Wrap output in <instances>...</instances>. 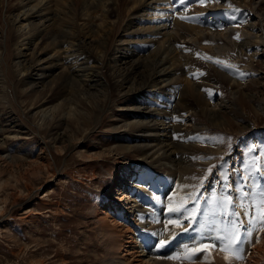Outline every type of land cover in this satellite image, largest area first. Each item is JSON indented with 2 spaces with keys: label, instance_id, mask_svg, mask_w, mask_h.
<instances>
[{
  "label": "bare ground",
  "instance_id": "bare-ground-1",
  "mask_svg": "<svg viewBox=\"0 0 264 264\" xmlns=\"http://www.w3.org/2000/svg\"><path fill=\"white\" fill-rule=\"evenodd\" d=\"M257 1L209 0L212 2L209 6L205 0L193 10L179 11L181 6H174V0H0V98L5 102L2 110L12 112L25 125L32 115L36 120L33 124L39 129L47 118L64 125L79 117H83L84 123L88 119L97 122L105 110L102 101L111 98V104L118 105L116 110L125 111L120 117L123 129L119 130H124L121 133H126L129 141H133L132 144H117L116 153L138 152L139 160L149 171L130 175L131 180L126 179L128 185L115 177L108 186L110 201L93 208L107 249L102 264H253L258 259L254 257L262 241L252 246L245 261H239L240 256H225L217 251L210 255L202 252L201 258H194L189 251L194 252L195 248L187 242L184 246L190 255L185 250L175 252L172 248L160 255L156 246L162 239L153 234L159 223L169 224V220H173L168 199L162 197L167 192L166 186L159 185L153 173L165 170L173 174L188 169L189 153L198 147L184 142L191 134L180 127L182 111L196 110L208 118H215L225 105L216 107L217 103L210 102L207 95L214 94L215 88L208 87L204 75L195 73L197 71L188 64L190 55L194 57L195 53L197 59L201 54V48L192 44L197 41L210 43L214 38L230 39L239 31L238 47L244 51L250 49L251 58L257 56L264 50V24H256L258 20L264 21V0L258 4ZM229 3L248 8L249 13L242 14L244 16L238 20L240 25L232 21L226 11L218 12L216 8ZM168 4L173 6L165 9ZM222 20L225 29L218 30L217 25ZM174 47L183 51L184 60L178 57ZM215 71L227 82L232 93L242 87L244 78L240 74L217 68ZM43 89L47 90L46 96L34 106L31 95H38ZM147 91L156 95L154 101L147 99ZM113 92L115 97H112ZM27 105L31 112L25 111ZM172 113V120L177 117L176 122L168 120ZM15 135L0 126V159L7 164L29 158L26 152L17 156L8 151V140ZM32 162L29 165L34 171L41 169L37 160ZM117 162L127 163L119 157ZM154 192L162 195L159 200L154 199L150 206L155 210H151L146 206ZM114 193H121V196L116 197ZM123 206L126 219L120 221L115 213ZM180 239L188 241L189 237L182 235ZM180 239L173 241L171 246L176 248ZM202 244L208 249L211 243Z\"/></svg>",
  "mask_w": 264,
  "mask_h": 264
},
{
  "label": "rangeland",
  "instance_id": "rangeland-1",
  "mask_svg": "<svg viewBox=\"0 0 264 264\" xmlns=\"http://www.w3.org/2000/svg\"><path fill=\"white\" fill-rule=\"evenodd\" d=\"M259 2L261 1L258 0L257 4ZM200 3H205V0H174L172 4L181 6L179 11H182L193 10ZM172 4H168L165 9H170ZM208 4L210 6L212 2ZM227 5L216 7L220 11L216 10L226 11L225 14L240 25L241 22L238 20L240 16H244L242 14L249 13L248 8L236 3ZM211 16L209 13L208 17ZM258 21L257 25H261V22L264 24V21ZM221 24L217 25L218 30L225 29L224 20ZM237 34H240L239 31L231 35L232 40L220 38V41L214 38L215 42L197 41L195 45L192 44L201 48V54L197 59L194 58L195 53L194 57L190 55L188 64L197 71L195 73L200 72V76L204 75V82H207L208 87L215 88L214 94L207 95L210 102L217 103L216 107L225 105L215 118H208L196 110L182 111L180 127L191 134L184 142L198 145L195 151L189 153L190 166L173 174L165 170L153 173L157 175L159 185L167 187H164L167 192L165 195L154 192L148 199L150 203L146 207L155 210L150 205L154 199L159 200L162 195L168 199L171 206L169 208L186 206L188 209L186 212H171L173 220H179L180 223L172 227L168 223H159L155 227L153 234L160 235L158 237L162 239L161 242H166L163 244L166 247L160 246V242L156 246V251H160V255L164 252L165 255L172 248L175 252L185 250L194 258L197 256L201 258L207 252L206 255H210L214 251L219 254L223 252L225 256L234 254L237 257L233 249L226 245L222 247L219 241L214 240L216 235L223 236L224 226L231 227L237 218L221 214L217 207V200L228 195L232 197V205L227 211L229 213L235 211L243 224L239 230L241 237L249 227V215L253 219L257 215H264V50L251 58L250 49L244 51L236 44L239 40L235 38ZM225 41L226 44L223 43ZM206 44L210 46L206 47ZM175 50L178 57L184 60L183 51H178V48ZM229 65L231 67H228ZM215 68L226 73L240 74L239 76L244 78L242 87L232 93L227 82L219 78ZM210 83L212 84L209 85ZM46 94L47 90L43 89L38 95L34 94L29 98L32 102L35 100V106ZM145 96L149 97L147 98L149 101L156 98L152 91H147ZM112 97H115L114 92ZM97 99L98 96L95 100ZM110 100L102 101L105 110L100 113L97 122L92 123L88 119L84 123L83 117H79L78 120L72 119L64 125L53 123L51 118H47L38 129L37 125L33 124L36 120H33L32 115L29 116V123L25 125L20 123L12 112L2 110V103L5 102L0 98V113L3 112L0 126L10 134H16L8 140L7 147L10 149H7L17 156L22 155L21 152H26L30 158H20L11 164L0 159V264H102L107 249L103 245L98 223L92 212L93 208L106 200L110 201L108 186L115 177L128 185L130 175L149 172L139 160L138 152L127 150L116 153L114 147L117 144H132L133 141H129L126 133H121L124 130H119L123 129L120 126L122 122L120 117L124 116L125 111L116 110L118 105H115V102L111 104ZM91 101L96 108L94 98H91ZM25 111H32L29 105ZM172 115L173 113L168 120L176 122L177 117L172 120ZM118 157L127 163L117 162ZM33 160L41 164V169L34 171L31 168L29 162ZM32 163L35 166L34 162ZM245 177L248 178L247 181ZM240 188H243L246 194L243 201L237 195ZM114 195L120 197L121 193ZM192 196L199 197L197 203L200 210L195 219L188 218L194 206ZM124 207L115 211L120 221L126 219ZM257 209L260 211L257 212ZM217 228L221 231H215ZM182 235L188 236L189 240L182 241L180 239ZM177 238L180 242L175 248L171 244ZM263 238L264 225L257 223L251 232L250 242L241 245L239 261H245L252 246L262 241V246L254 257L258 258V261H254L253 264H264ZM195 239L200 240L196 242ZM205 241L212 244L207 247L208 249L203 247L202 243ZM182 242L185 244L182 245ZM186 242L187 245L192 243L194 252L188 253ZM179 245L183 247L180 249Z\"/></svg>",
  "mask_w": 264,
  "mask_h": 264
},
{
  "label": "snow or ice",
  "instance_id": "snow-or-ice-1",
  "mask_svg": "<svg viewBox=\"0 0 264 264\" xmlns=\"http://www.w3.org/2000/svg\"><path fill=\"white\" fill-rule=\"evenodd\" d=\"M236 39H239V34H237V36L235 37ZM219 63V61H217ZM228 67H231V65H229ZM241 75H243V73H241ZM209 172H211V169H209ZM247 181V177L244 178ZM226 187H230V186H226ZM237 195L239 196V199L241 201H243L244 199H246V194L244 193L243 188H240L237 190ZM191 199L194 202V206L191 209V212L189 214V219H195L196 214L199 212V204L197 203V201L199 200L198 196H192ZM232 205V197L231 195H228L224 198L218 199L217 200V207L220 209L221 214L223 215H231L234 217H237L236 220H234L232 222L231 227L228 226H224V228L222 229L223 232L225 233L223 236L221 235H216L214 237V240L219 241L221 246H227L230 249H233L237 254L242 252V248L241 245H243L244 243H249L250 242V237H251V232L252 230L255 228V226L257 225V223H259L260 225H264V215H257L255 219L252 218L251 215H249V227L247 229H245L244 235L243 237H241L240 234V228L243 227L242 222L239 220L238 214L235 213V211H232L231 213H229L227 211L228 207ZM250 207H254V205H250ZM188 211L186 206H182L181 208H169V212H186ZM260 210L257 209V212H259ZM246 215H248V213H246ZM180 223L179 220H169V224H178ZM185 231H187V229H185ZM215 231L219 232L221 231V229L217 228L215 229ZM166 242H160V246H163V244ZM197 251H201L200 249H197ZM228 257H225V259H227ZM237 258H239V255H237Z\"/></svg>",
  "mask_w": 264,
  "mask_h": 264
}]
</instances>
